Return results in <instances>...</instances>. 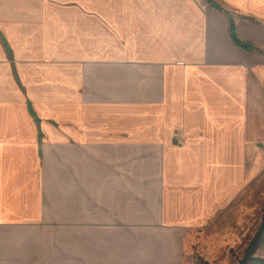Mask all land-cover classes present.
<instances>
[{"label": "crops", "instance_id": "obj_1", "mask_svg": "<svg viewBox=\"0 0 264 264\" xmlns=\"http://www.w3.org/2000/svg\"><path fill=\"white\" fill-rule=\"evenodd\" d=\"M221 13L0 0V264L182 263L264 123L261 50Z\"/></svg>", "mask_w": 264, "mask_h": 264}, {"label": "rangeland", "instance_id": "obj_2", "mask_svg": "<svg viewBox=\"0 0 264 264\" xmlns=\"http://www.w3.org/2000/svg\"><path fill=\"white\" fill-rule=\"evenodd\" d=\"M216 1L233 13L240 38L259 47L261 52L255 55L264 59V0ZM199 2L206 4V0ZM248 143L243 183L222 210L204 225L190 229L181 264H240L245 257L264 215V123L260 136ZM254 256L264 258V245Z\"/></svg>", "mask_w": 264, "mask_h": 264}, {"label": "trees", "instance_id": "obj_3", "mask_svg": "<svg viewBox=\"0 0 264 264\" xmlns=\"http://www.w3.org/2000/svg\"><path fill=\"white\" fill-rule=\"evenodd\" d=\"M208 2H210L211 5H213L218 10L224 12L228 16L229 26H230V35L232 39L234 40V42L238 43L239 45L247 47L248 44H244L237 35L236 23H235V19L233 15L229 11H226L220 4L216 3L215 1L208 0ZM262 245H264V215H263L262 224L260 225L259 230L256 233L255 237L250 242L246 255L241 260L240 264H253L254 262L253 260L255 261L257 260L259 264H264V258L254 256L256 250L259 249Z\"/></svg>", "mask_w": 264, "mask_h": 264}]
</instances>
